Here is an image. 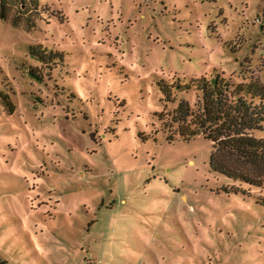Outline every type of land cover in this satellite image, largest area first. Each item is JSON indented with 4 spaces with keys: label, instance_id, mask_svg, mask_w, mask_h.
<instances>
[{
    "label": "rangeland",
    "instance_id": "obj_1",
    "mask_svg": "<svg viewBox=\"0 0 264 264\" xmlns=\"http://www.w3.org/2000/svg\"><path fill=\"white\" fill-rule=\"evenodd\" d=\"M5 1L0 89L16 111L0 103V249L13 264H264V189L212 172V143L168 141L156 115L161 80L264 83V0ZM31 46L62 57L45 68ZM176 96L168 110L198 99Z\"/></svg>",
    "mask_w": 264,
    "mask_h": 264
},
{
    "label": "trees",
    "instance_id": "obj_2",
    "mask_svg": "<svg viewBox=\"0 0 264 264\" xmlns=\"http://www.w3.org/2000/svg\"><path fill=\"white\" fill-rule=\"evenodd\" d=\"M0 5V19L6 21L3 10L9 3L1 0ZM12 23L16 27L19 25L17 20ZM29 52L45 68H49L54 59L62 57L58 53L48 54L42 46H31ZM36 71L31 69L30 73L40 78ZM158 85L164 110L156 115L164 130L172 131L168 141L175 140L174 134L184 141L201 136L213 146L212 172L239 185L264 189V83L259 78L236 83L215 71L212 78L192 77L188 83H181L179 79L172 83L161 80ZM191 90L198 94L195 107L181 99L177 107L167 109L169 104L176 103L177 93L185 94ZM0 103L7 113H15L16 106L8 90L0 89ZM223 189L244 197L249 194L235 185ZM254 199L264 207V196Z\"/></svg>",
    "mask_w": 264,
    "mask_h": 264
},
{
    "label": "crops",
    "instance_id": "obj_3",
    "mask_svg": "<svg viewBox=\"0 0 264 264\" xmlns=\"http://www.w3.org/2000/svg\"><path fill=\"white\" fill-rule=\"evenodd\" d=\"M5 262L6 264H13L11 258H9L1 249H0V264Z\"/></svg>",
    "mask_w": 264,
    "mask_h": 264
}]
</instances>
